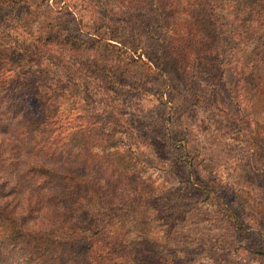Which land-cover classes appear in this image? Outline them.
<instances>
[{
	"label": "rangeland",
	"instance_id": "374dc122",
	"mask_svg": "<svg viewBox=\"0 0 264 264\" xmlns=\"http://www.w3.org/2000/svg\"><path fill=\"white\" fill-rule=\"evenodd\" d=\"M263 5L160 0L129 13L120 0H0L5 102L29 117L53 110L91 158L115 152L113 184L128 207L95 204L69 222L73 233L98 232L106 248L97 255L112 250L113 264H264ZM247 10L263 22L250 31ZM213 35L231 51L208 52ZM186 160L212 180L215 203L191 183ZM91 164L74 175L103 185L104 170Z\"/></svg>",
	"mask_w": 264,
	"mask_h": 264
},
{
	"label": "trees",
	"instance_id": "16d2710c",
	"mask_svg": "<svg viewBox=\"0 0 264 264\" xmlns=\"http://www.w3.org/2000/svg\"><path fill=\"white\" fill-rule=\"evenodd\" d=\"M159 1L120 0V4L133 13L146 10L148 5L154 6ZM203 1L206 5L213 0ZM223 1L228 3V0H216L217 3ZM234 1L258 8L262 0ZM258 12L247 10L242 14L253 21L251 19ZM228 14L234 13L229 11ZM254 19L256 22L247 28L248 31L263 23ZM129 21L132 23L133 19ZM201 22L206 23V20ZM216 35L209 37L212 41L207 51L216 56L231 51L223 37ZM131 42L130 47H133L135 40ZM102 70L110 68L104 65ZM4 97L0 95V264H113L112 250L106 256L97 255L106 248L98 232L89 236L73 233L69 222L74 215L91 210L95 204L111 209L112 213L128 207V199L121 197L122 186L113 184L115 152L109 156L100 150V154L91 158L88 143H71L68 134L60 130V120L53 110H41L34 117L24 116L19 104L5 102ZM89 161H92L90 172L99 174L104 170L108 179H104L103 185H96L101 183L97 178L74 175L72 169L76 165ZM186 162L191 183L215 203L211 195L215 191L212 180L202 176L197 165ZM118 183L127 185L123 178ZM235 213L230 211L225 217L234 230L241 231L242 222Z\"/></svg>",
	"mask_w": 264,
	"mask_h": 264
}]
</instances>
